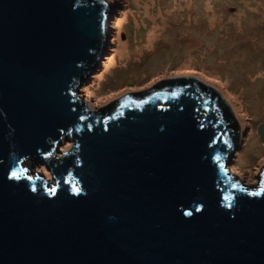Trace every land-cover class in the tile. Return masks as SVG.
Listing matches in <instances>:
<instances>
[{"label":"water","instance_id":"water-1","mask_svg":"<svg viewBox=\"0 0 264 264\" xmlns=\"http://www.w3.org/2000/svg\"><path fill=\"white\" fill-rule=\"evenodd\" d=\"M106 10L0 0V264H264V183L232 182L214 86L172 78L107 116L78 97Z\"/></svg>","mask_w":264,"mask_h":264},{"label":"rangeland","instance_id":"rangeland-1","mask_svg":"<svg viewBox=\"0 0 264 264\" xmlns=\"http://www.w3.org/2000/svg\"><path fill=\"white\" fill-rule=\"evenodd\" d=\"M102 1L108 9L105 42L96 63L88 66L78 97L89 108L103 109L172 78L214 86L236 119L225 166L247 186H260L264 0H151L148 12L144 2L149 0ZM158 9L173 12L164 27L158 25ZM149 33L155 38L146 46Z\"/></svg>","mask_w":264,"mask_h":264},{"label":"trees","instance_id":"trees-1","mask_svg":"<svg viewBox=\"0 0 264 264\" xmlns=\"http://www.w3.org/2000/svg\"><path fill=\"white\" fill-rule=\"evenodd\" d=\"M86 1H87V0H80V2H86ZM101 50H102V49H101ZM168 85H169V80H168V81H164V82H162V83L160 84V87L157 88L156 91H155V90L152 91V92L150 91V93H148V95H147L146 97L143 96V95L145 94V93H143L142 95H139L141 99H137V98H136V95H135V96H132V97H133L132 99L135 100V101H137V103L140 104V103L144 102L145 100L151 98L155 92H158V91H161V90H165V89H167ZM127 97H130V95L127 96ZM127 97H126V98H127ZM142 97H143V98H142ZM124 99H125V98H122V99L117 100L116 102H112V103L109 104L107 107H105V108L103 109V111H101V114H102V115H107V113H108L109 111H111V110H113V109L116 110V109H117V106L119 107V105H121V103L124 101ZM117 111H118V113H119L120 109L117 110ZM224 120H225L226 124H228L230 119H229L228 116H226V117L224 118Z\"/></svg>","mask_w":264,"mask_h":264},{"label":"bare ground","instance_id":"bare-ground-1","mask_svg":"<svg viewBox=\"0 0 264 264\" xmlns=\"http://www.w3.org/2000/svg\"><path fill=\"white\" fill-rule=\"evenodd\" d=\"M151 0H149V1H146V2H144V8H145V10H146V12H148L149 10H150V5H151V2H150ZM137 2H139L140 3V0H138ZM178 6V5H177ZM141 8V7H140ZM176 11H180L179 10V8L176 10ZM158 14L159 15H161V20H160V22H159V24L158 25H160V26H162V27H164L165 25H164V23L167 21V19H168V16L170 17V15L173 13V12H171V14H170V10H167V11H163L162 9H158ZM154 38H155V36H154V34H148L147 35V40H146V46H150L154 41ZM120 44H122V45H125V43L124 42H121V40H119V45ZM120 47V46H119ZM188 63H190V64H193V58L190 56V57H188ZM235 132H236V130H235Z\"/></svg>","mask_w":264,"mask_h":264},{"label":"flooded vegetation","instance_id":"flooded-vegetation-1","mask_svg":"<svg viewBox=\"0 0 264 264\" xmlns=\"http://www.w3.org/2000/svg\"><path fill=\"white\" fill-rule=\"evenodd\" d=\"M231 8H233V7H231ZM127 96H129V95H127ZM127 96H125L124 98H126ZM132 96H135V94H131L130 95V97L131 98H133ZM137 104H139V103H137ZM121 107H122V103H121V105H119V107L117 106V109L115 110V109H113V110H111V111H109L108 113H107V115L110 113V112H113L114 114H117L118 113V111L117 110H119V109H121ZM99 114H101V112L99 113ZM102 115V114H101ZM107 115H104V116H107ZM228 141H230L229 139H228ZM230 144V143H229ZM227 171L229 172V169L227 168ZM231 179H232V182H234L235 184H238V185H240V186H247L245 183H243V181H241L239 178H237L235 175H233V174H231ZM264 183V170L260 173V175H259V178H258V181H257V183ZM247 187H249L250 189L252 188L250 185H248Z\"/></svg>","mask_w":264,"mask_h":264},{"label":"snow or ice","instance_id":"snow-or-ice-1","mask_svg":"<svg viewBox=\"0 0 264 264\" xmlns=\"http://www.w3.org/2000/svg\"><path fill=\"white\" fill-rule=\"evenodd\" d=\"M217 159H219V157H217ZM13 175H16L15 173H13ZM79 189H77V191H78Z\"/></svg>","mask_w":264,"mask_h":264}]
</instances>
